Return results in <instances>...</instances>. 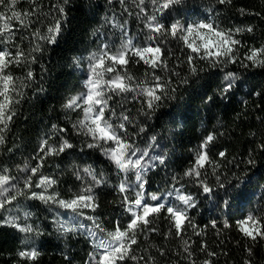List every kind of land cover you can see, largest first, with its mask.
Instances as JSON below:
<instances>
[{
    "label": "snow or ice",
    "instance_id": "6c2138e0",
    "mask_svg": "<svg viewBox=\"0 0 264 264\" xmlns=\"http://www.w3.org/2000/svg\"><path fill=\"white\" fill-rule=\"evenodd\" d=\"M72 2L56 0L49 6V12L43 15L52 19L45 30L35 27L42 23L38 6L31 10H18V0H0V154L13 151L6 145L20 115L19 105L26 96L25 89L31 88L35 81L31 65L37 62V53L43 55L46 47L60 42L67 30ZM119 2L123 12L135 15L143 28L132 34L127 30V20L121 22L115 14L105 17V24L119 30L120 43L117 46L109 36L97 50L89 53L87 68L81 69L86 75L82 81L83 91L69 97L61 106L66 114H80L71 122L75 136L83 137L79 153L98 151L112 166L119 182L112 184L107 172L96 169L93 164H73L72 174L80 182V187L69 188L67 194L62 193L59 180L53 174L45 175L43 169L49 158L73 155L77 146L68 129L57 124H53L50 133L41 140L35 156L15 166L16 175H12L5 162L0 160V227H9L21 234L22 247L16 253L19 258L17 264L24 261L35 264L41 256L36 241L45 234L44 227L32 219L35 213L27 210L29 205L21 201H38L44 205L53 214L52 225L61 236H85L92 248L85 264H158L148 248L140 249L139 237L147 239L149 234L158 232L154 222L161 216L168 222L165 239L176 238L180 247L170 250L158 248L159 256L166 258L171 252L176 257L172 264H198L196 252L189 244L191 237L185 239L189 228L192 235H204V230H198L189 215L190 210L199 206L198 196L211 199L222 213L230 209L243 196L247 185L253 182L251 170L256 167L257 149L264 154V141H261L249 149L247 155L229 160L228 164L232 166L230 175L226 174L222 179L218 171L221 165L208 155L209 146L217 140L213 130L203 138L183 173L172 175L170 187L161 193H147L148 172L165 166L168 154H157V150L163 147L158 135H152L143 148L136 142L141 133H146V121L157 118L159 109L167 106L168 102L179 100L181 86L189 85L193 80L199 81L202 74L214 78V70L222 73L220 98L230 101L231 95L245 81L238 71L229 70V66L238 65L249 73L250 70L264 71V45L248 47L241 57L239 49L243 42L237 37L253 33L254 27L223 28L211 17L181 22L171 14L174 11L178 13L185 0H131V8L128 0ZM216 2L226 5L232 0ZM32 3L36 5V0ZM108 3L111 4L112 0ZM238 11L241 15L261 16L259 12ZM18 33L21 42L29 39L27 51L16 43ZM23 33H28V36ZM141 36L143 40H140ZM172 41L180 46L184 59H177V63L170 66L173 52L166 46ZM133 59L135 63L143 62L146 66L142 78H136L127 71V65ZM80 62V57L73 58L78 68ZM21 65L27 67L26 74L14 75L11 68ZM181 65H186L183 74L176 70ZM249 94L264 97V88L257 92L249 90ZM114 97H119V102H115ZM129 100L140 104L136 116L124 106ZM212 100L213 96H208L204 102L208 104ZM139 117L144 118V123ZM129 126L138 130L130 132ZM218 155L226 159L224 151ZM209 167L211 173L208 172ZM209 175L215 180L211 181ZM132 176L134 180L130 179ZM189 186H194L196 191H190ZM101 187L114 188L121 196L118 203L127 219L126 225L118 219L113 228L104 226L97 215L100 208L97 190ZM255 211L236 221L239 233L253 245L264 240V215L257 216ZM210 223L213 228L217 227L215 220ZM223 225L225 229L231 227L227 218ZM244 250L248 257L244 264H253V247L245 244ZM199 252L205 257L199 264H214V258L219 255L210 251L204 241H201ZM65 259L71 258L65 256Z\"/></svg>",
    "mask_w": 264,
    "mask_h": 264
},
{
    "label": "trees",
    "instance_id": "16d2710c",
    "mask_svg": "<svg viewBox=\"0 0 264 264\" xmlns=\"http://www.w3.org/2000/svg\"><path fill=\"white\" fill-rule=\"evenodd\" d=\"M54 3L56 0H36L34 5L32 0H18L17 9L31 10L34 6H38L42 23L36 24L35 27L46 30L47 23L52 17L45 18L43 13L49 12V6ZM128 6L131 8V0H128ZM69 7L71 8L69 23L60 42L56 46L46 47L43 55L37 53L38 60L31 65L35 81L31 88L25 89L26 96L19 105L20 115L14 123L6 145L13 151L0 154V160L5 162V166L9 168L12 175H16L15 166L22 165L26 159L37 154L41 140L50 133L53 124L67 128L73 137V143L77 146L75 153L49 158L43 169L45 175L53 174L59 180V189L64 194H67L69 188L80 187V182L76 181L72 174L71 165L73 164L80 166L93 164L96 169H104L107 172L112 184L119 182L112 166L98 151L79 153L80 141L83 137L75 136L71 122L80 114L72 112L66 114L61 106L69 97L81 92L83 87L81 69L84 68V61L89 53L97 50L98 45L109 36L117 46L120 43L119 30L105 24V17L115 14L121 22L127 20V30L132 34L143 28L135 15L129 16L123 12L119 0H112L111 4L108 0H73ZM239 9H244L246 13L259 12L261 16L241 15ZM132 10L135 11V9ZM171 15L181 22L211 17L223 28L252 25L255 29L253 33H244L237 37L243 42V46L239 49L241 57L248 47L264 45V0H232L231 4L226 5H219L216 0H185L179 12L174 11ZM168 23H171V20ZM19 35L20 33L17 34L16 43L27 51L30 47L29 39L21 42ZM23 35L28 36V33ZM140 40H143V36ZM166 47L171 48L173 52L170 66L176 64L177 59H184L177 42L172 41ZM74 57L81 58L79 68L73 63ZM145 67L143 62L137 64L133 59L127 65V71L136 78H142ZM176 70L183 74L186 71V65H181ZM229 70L238 71L245 81L231 95L230 101L220 98L219 87L222 73L214 70L216 72L214 78L210 79L208 75L202 74L199 81L193 80L189 85L181 86V98L168 102L167 106L159 109L157 118L146 121V133H141L136 142L143 148L147 146L152 135H158L163 147L157 150V154L159 152L168 154L165 166H158L148 172L147 193H161L170 187L172 175L183 173L203 138L213 130L217 134V140L209 146L208 155L214 162L221 165L218 171L222 179L226 174L230 175L229 169L232 166L228 164L229 160L247 155L249 149L255 148L257 144L264 141V123H262L264 97L249 94V90L257 92L264 88V71L250 70L249 73L238 65H230ZM11 71L14 75L24 76L27 67L13 66ZM41 88L43 91H40ZM208 96H213V100L206 104L204 101ZM119 100V97H114L115 102ZM113 106L115 107L116 104L114 103ZM124 106L131 109V114L136 116V110L140 104L129 100ZM139 119L144 123L143 117ZM137 130L138 128L133 129L129 126L130 132ZM221 133L223 135H220ZM221 151L226 153V159L219 157L218 153ZM208 172L211 173L210 167ZM251 175L253 182L247 185L243 196L223 213L218 211L211 199L203 195L198 196L199 206L190 210L189 215L193 218L198 230H204V235H192L189 228L185 236V239L191 237L189 244L196 252L198 264L205 258L199 252L201 241L207 243L210 251L219 254L214 258V264H244L245 258H248L244 250L245 244L253 247L254 256L251 258L253 264H264V240H258L253 245V242L246 240L236 228V221L253 210H256L257 216L264 215V187H262L264 186V154H261L258 149L256 167L251 170ZM134 178V176L130 177L133 180ZM209 179L214 181L215 177L209 175ZM189 190L196 191L194 186H189ZM129 195L131 196L132 193ZM97 196L100 204L97 215L100 216L106 228H113L118 219L122 224H127L123 209L118 203L121 196L114 188L101 187L97 190ZM21 202L29 205L27 210L35 213L32 219L39 222L45 229V234L36 241L41 256L35 264H85L88 253L92 251L89 240L85 236H61L52 225L53 214L49 213L44 205L38 201ZM226 218L231 225L228 229H225L223 225V220ZM212 220L217 222L216 228L212 227L210 223ZM154 226L158 227L159 231L149 234L147 239L140 236L139 247L140 249L148 248L151 255L157 258L158 264H172L176 257L171 252L166 258L160 257L157 249H175L179 248L180 244L176 238L165 239L168 222L163 216L154 222ZM21 247L20 233L9 227H0V264H17L19 258L16 253ZM65 256L71 259L66 260ZM21 264H28V262L24 261Z\"/></svg>",
    "mask_w": 264,
    "mask_h": 264
},
{
    "label": "rangeland",
    "instance_id": "374dc122",
    "mask_svg": "<svg viewBox=\"0 0 264 264\" xmlns=\"http://www.w3.org/2000/svg\"><path fill=\"white\" fill-rule=\"evenodd\" d=\"M89 56V55H88ZM88 56L85 58V61H84V68L83 69H86L87 68V62H88ZM82 75H83V80L86 78V75H85V73L83 72L82 73ZM81 91H83V87H82V90ZM66 218V217H65Z\"/></svg>",
    "mask_w": 264,
    "mask_h": 264
}]
</instances>
